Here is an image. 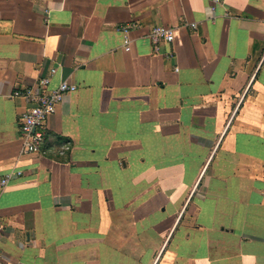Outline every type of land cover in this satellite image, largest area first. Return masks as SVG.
Returning a JSON list of instances; mask_svg holds the SVG:
<instances>
[{"label":"crops","instance_id":"1","mask_svg":"<svg viewBox=\"0 0 264 264\" xmlns=\"http://www.w3.org/2000/svg\"><path fill=\"white\" fill-rule=\"evenodd\" d=\"M211 1L0 0V264H264V0Z\"/></svg>","mask_w":264,"mask_h":264},{"label":"built area","instance_id":"2","mask_svg":"<svg viewBox=\"0 0 264 264\" xmlns=\"http://www.w3.org/2000/svg\"><path fill=\"white\" fill-rule=\"evenodd\" d=\"M224 0H212V10ZM195 28V25H191ZM137 24H130L122 27V32L127 33L136 30ZM149 43L154 52H158V46L161 42L173 43L175 31L173 29L157 26L151 29L147 35ZM129 41L124 40L127 45ZM55 70L51 71L54 74ZM49 79L42 78L32 87L24 89H15L12 98L23 99L27 103L26 111L19 119V135L22 143V153L36 154L40 151L45 142L46 123L48 118L54 114L57 107L62 103L66 95L74 93L77 88L75 85L62 81L57 88L49 89ZM11 180L10 175H6L0 180V194L4 191ZM2 230L0 224V232Z\"/></svg>","mask_w":264,"mask_h":264}]
</instances>
